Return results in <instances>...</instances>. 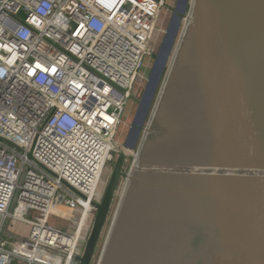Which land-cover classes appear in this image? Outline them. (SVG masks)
Segmentation results:
<instances>
[{
  "label": "water",
  "instance_id": "obj_1",
  "mask_svg": "<svg viewBox=\"0 0 264 264\" xmlns=\"http://www.w3.org/2000/svg\"><path fill=\"white\" fill-rule=\"evenodd\" d=\"M165 31L148 97L130 96L132 162L116 154L75 260L124 178L97 264H264V0H181Z\"/></svg>",
  "mask_w": 264,
  "mask_h": 264
},
{
  "label": "built area",
  "instance_id": "obj_2",
  "mask_svg": "<svg viewBox=\"0 0 264 264\" xmlns=\"http://www.w3.org/2000/svg\"><path fill=\"white\" fill-rule=\"evenodd\" d=\"M164 6L0 0V264H77Z\"/></svg>",
  "mask_w": 264,
  "mask_h": 264
},
{
  "label": "rangeland",
  "instance_id": "obj_3",
  "mask_svg": "<svg viewBox=\"0 0 264 264\" xmlns=\"http://www.w3.org/2000/svg\"><path fill=\"white\" fill-rule=\"evenodd\" d=\"M171 1H173L172 5H174L175 4V0H166V3L171 2ZM170 13H171L170 9L167 10V7H165V6L162 7L161 13H160V18L158 20V25L162 26V30L163 31L166 29V25H167V22L169 20ZM162 38H163V33L161 32V33H159V35L152 42V46H151L152 47L151 48L152 49V58L149 61L148 67L146 69L147 78L149 77L150 70H151L152 64L154 63L155 55H156V53H157V51L159 49V46H160L161 41H162ZM142 86H143V89H144L145 86H146V83L144 82L142 84ZM137 107H138L137 104H134L132 102L128 103L127 108H126L125 113H124V116H123V119H122L123 122H122V124H120L119 128L116 131L115 142L120 148H122V149L119 148V151L124 150L123 149L124 142L126 140V136L128 134V131H129L133 116L136 113ZM134 153H135V150H130L129 153H127V160H126L125 167H124V171L125 172L128 171V168H129V166H130V164L132 162ZM115 156H116V152L113 154V160H114ZM113 160L110 161L109 163H107L105 165L104 169H103V173H102V176H101V181H100L99 187H98L99 188L98 196L103 191V188H104V185H105L106 180L108 178L109 171H110L111 164H112ZM124 182H125V179L122 178L120 180V183H119L117 191H116L115 200H114L111 212L109 214V218H108L107 224H106L105 229H104V231H103V233H102V235H101V237L99 239V242H98V245H97V248H96V251H95V254H94V257L92 259L91 264H97V261H98V258H99V255H100V252H101V249H102V246H103V243H104V240H105L108 228H109V224H110L113 212L115 210V207H116L120 192H121V190L123 188ZM55 211L61 212L66 217L69 216V212L66 211L64 208L55 207ZM49 222H51L54 225H58V226H62V227H68V225H69V222H67V220L64 218V216H62L60 214H57V213H52L50 215Z\"/></svg>",
  "mask_w": 264,
  "mask_h": 264
},
{
  "label": "bare ground",
  "instance_id": "obj_4",
  "mask_svg": "<svg viewBox=\"0 0 264 264\" xmlns=\"http://www.w3.org/2000/svg\"><path fill=\"white\" fill-rule=\"evenodd\" d=\"M177 2H175V5H176V7L177 8H180V6H181V0H176ZM178 10V9H177ZM170 17H171V14H170V16H169V20H170ZM177 18H176V15L175 16H173L172 17V20H171V23H170V31L172 32V30H173V27H174V25H176V20ZM169 20H168V22H169ZM168 22H167V25H168ZM170 31H168V33H167V37L164 39V41H163V44H162V47H161V50H160V52H159V57H158V59L156 60V62L155 63H153L152 64V67H151V70H150V74H149V77L147 78V83H148V85L146 86V90H145V92H144V100L143 101H145V99L148 97V92L150 91V89L152 88V85H153V79L154 78H156V76H157V71L159 70V68H160V65H161V62H162V59H163V57L165 56V52H166V50H167V47L169 46V43H170V38L168 37V36H170ZM166 34V31H165V33H164V35ZM154 66V67H153ZM152 72V73H151ZM151 75V76H150ZM144 103V102H143ZM143 103H142V105H141V107H140V112H141V110H142V108H143ZM139 109V108H138ZM134 117H135V114H134V116H133V119H134ZM133 119H132V122H133ZM138 116H137V118L136 119H134V123H138ZM132 122H131V124H132ZM127 136H129V138H128V142H127V146H123V149L126 151V153H129V151L130 150H132V148H131V145H132V141H133V137H135V133H134V131H133V128L131 127V131H128V134H127ZM126 136V137H127ZM113 144H115V143H113ZM115 147H117V149H119L120 147L116 144V145H114ZM120 149H122V148H120ZM135 154V153H134ZM133 154V155H134ZM100 181L101 180H99L98 181V184L100 183ZM107 238V237H106Z\"/></svg>",
  "mask_w": 264,
  "mask_h": 264
},
{
  "label": "flooded vegetation",
  "instance_id": "obj_5",
  "mask_svg": "<svg viewBox=\"0 0 264 264\" xmlns=\"http://www.w3.org/2000/svg\"><path fill=\"white\" fill-rule=\"evenodd\" d=\"M172 2V3H171ZM171 2H168V3H166V6L165 7H167V10L168 9H170L171 10V7L173 6L172 4H173V1H171ZM171 14V13H170ZM167 26V25H166ZM163 34H164V31H163Z\"/></svg>",
  "mask_w": 264,
  "mask_h": 264
}]
</instances>
